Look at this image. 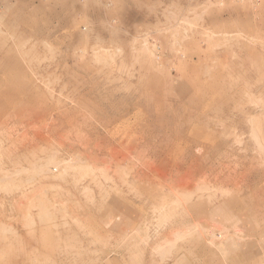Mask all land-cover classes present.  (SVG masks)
<instances>
[{
	"label": "rangeland",
	"instance_id": "374dc122",
	"mask_svg": "<svg viewBox=\"0 0 264 264\" xmlns=\"http://www.w3.org/2000/svg\"><path fill=\"white\" fill-rule=\"evenodd\" d=\"M83 22L0 0V264H264V0Z\"/></svg>",
	"mask_w": 264,
	"mask_h": 264
},
{
	"label": "clouds",
	"instance_id": "9594fccd",
	"mask_svg": "<svg viewBox=\"0 0 264 264\" xmlns=\"http://www.w3.org/2000/svg\"><path fill=\"white\" fill-rule=\"evenodd\" d=\"M84 18L82 31H97L101 41L102 33L107 34V42L118 45L124 29L123 17L129 9L147 16L155 14L162 0H77Z\"/></svg>",
	"mask_w": 264,
	"mask_h": 264
},
{
	"label": "crops",
	"instance_id": "0c3cea01",
	"mask_svg": "<svg viewBox=\"0 0 264 264\" xmlns=\"http://www.w3.org/2000/svg\"><path fill=\"white\" fill-rule=\"evenodd\" d=\"M185 260L189 261V260H192V259L191 258H187L184 255H181L180 257H177V258L174 259L176 264H180V263L182 264V262L185 261Z\"/></svg>",
	"mask_w": 264,
	"mask_h": 264
}]
</instances>
